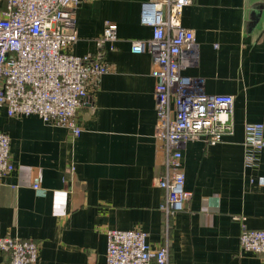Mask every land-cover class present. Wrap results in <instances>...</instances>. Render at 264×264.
Instances as JSON below:
<instances>
[{"label": "crops", "instance_id": "1", "mask_svg": "<svg viewBox=\"0 0 264 264\" xmlns=\"http://www.w3.org/2000/svg\"><path fill=\"white\" fill-rule=\"evenodd\" d=\"M145 1L77 5V40L67 50L102 52L107 67L87 85L78 135L0 107L13 164L0 178V236L36 242L37 264H105L111 229H140L152 247L167 244L169 264H264L239 241L243 225L264 228V150L250 164L243 144L245 123H261L264 136V0H192L182 10L181 24L199 46L185 74L206 93L234 96L233 131L212 146L203 137L182 145L191 197L170 218L155 184L164 166L151 56L130 51L131 40L152 35L140 19ZM106 21L117 26L112 49L98 42Z\"/></svg>", "mask_w": 264, "mask_h": 264}, {"label": "built area", "instance_id": "2", "mask_svg": "<svg viewBox=\"0 0 264 264\" xmlns=\"http://www.w3.org/2000/svg\"><path fill=\"white\" fill-rule=\"evenodd\" d=\"M0 12V107L9 116L35 115L44 123L78 135L77 113L87 85L107 71L98 58L77 56L68 47L77 40L75 9L81 0H3ZM192 0H147L141 23L152 27L146 39L131 40L130 51L148 52L155 79L156 137L164 172L155 184L164 190L161 205L167 218L183 210L191 197L181 170V147L203 137L215 145L233 131L234 96L204 92L200 80L185 74L196 64L198 43L192 29L181 24V13ZM117 26L106 21L98 42L114 47ZM245 160L257 161L264 150L263 125L244 124ZM9 139L0 132V178L12 171ZM37 187V184H33ZM237 219V217H235ZM105 264H169L167 244L152 247L140 229L106 233ZM242 249L264 259V228L243 225ZM38 245L32 240L0 236V264H37Z\"/></svg>", "mask_w": 264, "mask_h": 264}]
</instances>
